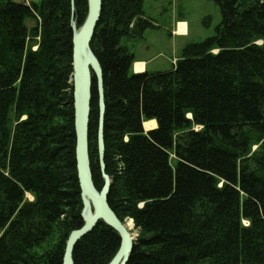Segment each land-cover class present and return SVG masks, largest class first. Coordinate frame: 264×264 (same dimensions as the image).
I'll use <instances>...</instances> for the list:
<instances>
[{
  "label": "trees",
  "instance_id": "trees-1",
  "mask_svg": "<svg viewBox=\"0 0 264 264\" xmlns=\"http://www.w3.org/2000/svg\"><path fill=\"white\" fill-rule=\"evenodd\" d=\"M212 1V36L185 44L171 69L133 72L121 39L156 24L144 0H101L89 46L103 76L108 203L137 233L125 264H264V0ZM86 14L87 0H0V264H63L83 224L71 22ZM97 128L93 75L88 152L100 190ZM119 245L100 220L73 264H107Z\"/></svg>",
  "mask_w": 264,
  "mask_h": 264
},
{
  "label": "water",
  "instance_id": "water-1",
  "mask_svg": "<svg viewBox=\"0 0 264 264\" xmlns=\"http://www.w3.org/2000/svg\"><path fill=\"white\" fill-rule=\"evenodd\" d=\"M101 0H87V14L79 28L71 22L72 37V86L74 127L76 134V162L81 189L83 224L71 231L66 241L63 264H73V249L77 241L88 233L98 221L114 229L120 237V245L114 257L107 264H125L131 253L135 236L125 221H121L108 203L111 178L105 172L103 118L105 111L103 76L98 59L92 53L89 43L100 16ZM96 79L98 95L97 151L104 184L97 190L92 182L88 152V121L90 112L92 76Z\"/></svg>",
  "mask_w": 264,
  "mask_h": 264
},
{
  "label": "rangeland",
  "instance_id": "rangeland-1",
  "mask_svg": "<svg viewBox=\"0 0 264 264\" xmlns=\"http://www.w3.org/2000/svg\"><path fill=\"white\" fill-rule=\"evenodd\" d=\"M18 1L30 3L33 0ZM144 11L154 20L156 27L146 29L142 39L128 37L121 39V44L136 55V64H133L132 68L138 72H144L145 66L137 61L139 58L150 59L148 63L150 71L171 69V64L181 56L185 44L199 42L212 36L221 20L220 10L212 0H144ZM205 17L209 19L207 26L203 24ZM177 20L187 21L188 36L175 34L179 27L178 22L176 25L173 23ZM33 24L32 21L27 23L28 26ZM27 197L32 198L31 195ZM125 223L130 233L137 235L132 220L126 219ZM1 233L2 231L0 235Z\"/></svg>",
  "mask_w": 264,
  "mask_h": 264
},
{
  "label": "crops",
  "instance_id": "crops-1",
  "mask_svg": "<svg viewBox=\"0 0 264 264\" xmlns=\"http://www.w3.org/2000/svg\"><path fill=\"white\" fill-rule=\"evenodd\" d=\"M178 22V23H177ZM176 23H177V26L179 27V29H178V31H177V33H175V32H173V33H175L176 35H180V36H188V27H187V21H185V20H177V21H175L173 24H175L176 25ZM175 27V26H174ZM174 27H172V31H173V28ZM133 53V52H132ZM134 54V53H133ZM136 57V55L134 54V58ZM136 59V58H135ZM136 61V60H135ZM138 62H141V63H143V65L145 64V66H144V70H149V68H148V63H149V61H150V59H145V58H139L138 60H137ZM137 66H139L138 64H137ZM134 70H136V69H134ZM150 121H155V120H150ZM150 121H147V122H150ZM156 122V121H155ZM156 125H154V127H155ZM151 128H153V127H151ZM146 129V128H145ZM150 129V128H149Z\"/></svg>",
  "mask_w": 264,
  "mask_h": 264
},
{
  "label": "bare ground",
  "instance_id": "bare-ground-1",
  "mask_svg": "<svg viewBox=\"0 0 264 264\" xmlns=\"http://www.w3.org/2000/svg\"><path fill=\"white\" fill-rule=\"evenodd\" d=\"M154 125H156V122L155 121H150V122H145L144 124H143V126H144V128H146V129H149V128H151V127H154ZM126 225H127V223H126ZM128 227V226H127Z\"/></svg>",
  "mask_w": 264,
  "mask_h": 264
}]
</instances>
